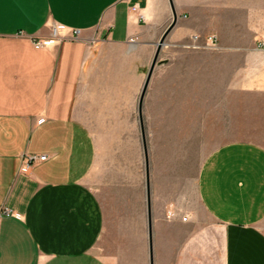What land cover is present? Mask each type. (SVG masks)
<instances>
[{"label": "crops", "instance_id": "0c3cea01", "mask_svg": "<svg viewBox=\"0 0 264 264\" xmlns=\"http://www.w3.org/2000/svg\"><path fill=\"white\" fill-rule=\"evenodd\" d=\"M173 4L163 48L176 50L162 49L143 105L148 203L141 137H123L115 185L95 129L137 123L169 0H0V264H264V0ZM55 25L60 43L37 49ZM198 137L219 146L194 210L173 145ZM24 155L47 160L25 175Z\"/></svg>", "mask_w": 264, "mask_h": 264}, {"label": "rangeland", "instance_id": "374dc122", "mask_svg": "<svg viewBox=\"0 0 264 264\" xmlns=\"http://www.w3.org/2000/svg\"><path fill=\"white\" fill-rule=\"evenodd\" d=\"M217 44V43H216ZM208 46V45H207ZM209 48H211L210 46H208ZM163 52H162V57H169V55L171 54V52L173 50H176L175 48H162ZM213 49V48H211ZM216 49V48H215ZM162 51V50H161ZM155 55H153L150 58V61L147 65V67L145 68V79L146 76L148 77V73L149 70L151 68L153 59H154ZM162 59V58H161ZM164 59V58H163ZM160 60V58H159ZM158 66H166L165 63H160L158 61ZM143 80L142 84L140 85V87L138 88V93L137 96L135 97V100L132 99L131 102V116L133 115V119L137 120V123L134 122V126L131 127L130 129H122L120 127H114V128H97L95 129L97 131L98 137H99V141H100V148L102 152H108L109 157H113L114 159V181H115V185H117V181H120L121 178L117 177V176H121V157H122V139L123 137L126 135V132L129 130V137L130 139V143L132 144L133 139L134 141L137 140V136L139 135L141 137V144L143 146V151H144V155H145V166L148 165V143H147V135H146V129L144 126V120L140 118V113H139V105H140V97L142 94V90L144 87V82H146V80ZM198 86L201 85L199 84ZM153 93V92H152ZM167 99V96L163 97L161 96V99ZM186 98V97H184ZM149 99L147 100L148 103L149 101H151V103H153V99H154V94H152L151 96L147 95V98ZM157 99L159 100L160 97H157ZM145 100V98H144ZM156 100V99H155ZM157 101V100H156ZM195 101L201 104V97H197L195 96ZM168 101L163 100V103H167ZM144 105V102H143ZM149 108V106H147V109ZM159 113L158 112H153L151 110H147V117L148 118H155ZM162 115L164 113H161ZM164 116V115H163ZM132 118V117H131ZM142 118H143V108H142ZM138 119H139V123H138ZM142 123H143V127H144V135H145V142H146V146H147V157L145 154V149H144V144H143V132H142ZM139 124V125H138ZM185 130V129H183ZM136 138V139H135ZM208 139V138H207ZM214 138H209L208 140H211ZM196 142H190V143H178L177 145H173L178 153V159H177V166H176V179H177V184L179 187L180 192H182V195L184 196L186 202L194 209V210H198L200 208V204H199V198H198V176H199V171L200 168L203 164V162L205 161L206 157L211 153L212 150H214L216 147L219 146V144L217 143H213V142H205L204 138H200L198 137L197 139H195ZM203 141V142H201ZM264 145V143H263ZM162 151H167L169 149V145L168 144H161L158 145ZM132 147V146H131ZM130 164L132 168L133 166V159L135 158L133 156V151L130 150ZM167 159H164V155H163V163H166ZM134 167V166H133ZM164 168V165H163ZM146 174H147V166H146ZM148 176H149V169H148V174H147V180H148ZM119 189L115 190V199H120V195L119 193ZM118 192V193H117Z\"/></svg>", "mask_w": 264, "mask_h": 264}, {"label": "built area", "instance_id": "2783aa9c", "mask_svg": "<svg viewBox=\"0 0 264 264\" xmlns=\"http://www.w3.org/2000/svg\"><path fill=\"white\" fill-rule=\"evenodd\" d=\"M132 12L137 13L138 12V8L137 7H133ZM141 18H143L141 16ZM62 35H61V31H60V27L58 25H55L52 27V31H51V38L47 39V40H38L34 42V45L37 49H45V48H52L55 47L56 45H58L60 43V41L62 40ZM194 40H198V37H193ZM208 46H210L211 48L215 49L217 48V44L215 41L214 37H210L208 39ZM260 47L264 48V41H261L259 44ZM47 160L46 156H30V155H24L22 157V165L20 168V172L22 174L28 175L30 173V171L32 170V168L38 163V162H44ZM6 215H11L10 212H6ZM186 220V218L184 219Z\"/></svg>", "mask_w": 264, "mask_h": 264}, {"label": "water", "instance_id": "95a60500", "mask_svg": "<svg viewBox=\"0 0 264 264\" xmlns=\"http://www.w3.org/2000/svg\"><path fill=\"white\" fill-rule=\"evenodd\" d=\"M169 3H170V7L172 9V13H173V22L172 24L169 26V28L166 30V32L164 33V35L162 36L158 46H157V50H156V53H155V57L153 59V62H152V65H151V68L149 70V73H148V77L146 79V82H145V85L143 87V90H142V94H141V97H140V105H139V113H140V118H141V121H142V108H143V102H144V98L146 96V93H147V89H148V86H149V82L151 80V77H152V74H153V71L156 67V65L158 64V61H159V58H160V54H161V50L166 42V39L169 35V33L171 32V30L173 29V27L175 26L176 22H177V15L175 13V8H174V4H173V0H169ZM142 132H143V144H144V149H145V154H146V157H147V146H146V142H145V135H144V127H143V123H142ZM147 166V174H148V165ZM147 193H148V203H150V190H149V181L147 180Z\"/></svg>", "mask_w": 264, "mask_h": 264}]
</instances>
